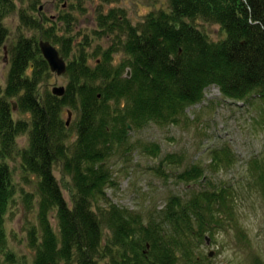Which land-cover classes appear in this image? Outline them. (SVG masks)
Listing matches in <instances>:
<instances>
[{
  "label": "trees",
  "instance_id": "obj_1",
  "mask_svg": "<svg viewBox=\"0 0 264 264\" xmlns=\"http://www.w3.org/2000/svg\"><path fill=\"white\" fill-rule=\"evenodd\" d=\"M18 1L20 25L36 34L21 31L8 46L10 70L5 88L0 86V251L8 248L7 218L20 193L26 212L36 218L27 231L32 264H179L182 254L190 262L193 245L213 236L224 218L235 219L232 190L213 185L206 168L195 164L177 179L201 189L187 200L171 196L160 216H144L108 201L106 191L115 185L108 160L115 150L132 147L131 129L180 123L212 86L227 99L256 97L264 104V0H170L169 11L151 12L137 25L123 10L102 9L121 0H99L94 34L114 44L94 65L90 58L99 51L90 53V43H77L70 28L59 27L70 26L71 15L50 21L40 14L43 0ZM69 1L84 10L89 0ZM16 11L15 0H0V49L10 38L5 20ZM199 21L220 25L225 39L211 40ZM41 38L59 46L67 61L62 97L44 88L53 74L39 48ZM121 54L126 57L115 65ZM67 107L76 113L71 126L63 117ZM24 135L28 144L20 148ZM150 147L158 156L160 146ZM230 157L226 149L213 152L211 167H225ZM12 160H20V189ZM57 168L70 177V201ZM247 173L264 199V158L250 161ZM7 262H16L13 254ZM255 264L264 262L256 258Z\"/></svg>",
  "mask_w": 264,
  "mask_h": 264
},
{
  "label": "rangeland",
  "instance_id": "obj_2",
  "mask_svg": "<svg viewBox=\"0 0 264 264\" xmlns=\"http://www.w3.org/2000/svg\"><path fill=\"white\" fill-rule=\"evenodd\" d=\"M17 11L5 20L9 28L8 43L0 49V86L5 88L10 70L8 46L15 42L21 31L28 37L34 36V31H26L20 25L19 9L22 6L15 0ZM99 0H89L84 4V10L74 9L69 0H43L38 6L40 14L50 21L60 22L65 15H71V25L60 23L62 32L71 29L77 43H90L87 50L98 52L90 58L92 65L101 58L102 53L113 46L112 38L94 34L96 27L95 9L100 6ZM170 0H121L120 2L103 5L104 11L111 9L123 10L134 25L144 21L145 17L159 10L169 11ZM39 15V13H35ZM198 27L211 40L225 39L226 34L220 25L199 21ZM39 38L40 35H37ZM60 49L59 46H56ZM126 56L116 55L114 64L118 65ZM53 74V73H52ZM67 76L53 74L44 88L52 92L56 86L67 87ZM68 111L72 112L69 126L76 120L75 111L64 109V119L68 120ZM20 115L19 118H28ZM70 142L76 139L71 132ZM19 147L28 144L27 135L19 137ZM129 144L132 147L115 150L108 166L112 172L115 185L109 187L106 196L111 204L127 208L144 216L156 214L160 216L171 196H181L190 199L193 191L201 189L200 184L186 185L180 183L177 175L187 168L197 164L206 168V178L213 185L225 186L232 190L235 198V219L224 218L223 226L217 228L214 235H206L202 242L193 245L190 256L194 258L187 262V257L181 255L179 264H255L256 258L264 262V199L254 188L249 177L248 164L256 158H264V104L254 97L245 102H237L222 96L218 87L212 86L206 90L202 103L187 109L180 123L169 126L150 124L140 131H129ZM158 144V156L151 154V146ZM226 149L230 153L231 162L219 170L211 167L213 152ZM169 155H176L175 162L165 160ZM15 173V181L22 183V168L20 160L9 161ZM223 166V165H222ZM65 198L70 201V177L64 176L57 168ZM208 183V182H207ZM32 191L33 186L27 187ZM35 214L26 212L21 195H17L7 218L8 248L0 251V264L7 262V254H13L16 262L32 264L35 253L28 245L27 231L29 222L35 221ZM52 224L58 227V221L53 216ZM237 221V222H236ZM233 222H236L234 225ZM243 236V237H242ZM211 255V256H210Z\"/></svg>",
  "mask_w": 264,
  "mask_h": 264
},
{
  "label": "water",
  "instance_id": "obj_3",
  "mask_svg": "<svg viewBox=\"0 0 264 264\" xmlns=\"http://www.w3.org/2000/svg\"><path fill=\"white\" fill-rule=\"evenodd\" d=\"M178 27L179 25L177 24V28ZM38 44L44 59L47 61L49 65L50 71L59 77L64 76L67 73L68 66H67V61L61 55L59 49L56 46H54L50 41L44 40L43 38L39 40ZM128 76H131V72L128 73ZM65 93H66V88L63 86L61 87L56 86L52 89V94L58 97L64 96ZM13 106H14L13 107L14 110L16 111L17 105L14 103ZM68 115L69 118L67 124L69 126L72 112L68 111ZM129 129H131V126H129Z\"/></svg>",
  "mask_w": 264,
  "mask_h": 264
}]
</instances>
